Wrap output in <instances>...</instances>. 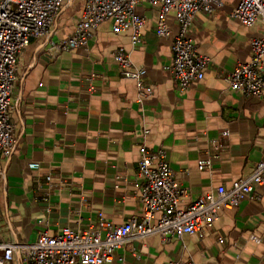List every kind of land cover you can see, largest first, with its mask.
Here are the masks:
<instances>
[{
	"label": "crops",
	"instance_id": "obj_1",
	"mask_svg": "<svg viewBox=\"0 0 264 264\" xmlns=\"http://www.w3.org/2000/svg\"><path fill=\"white\" fill-rule=\"evenodd\" d=\"M222 1L195 17L190 37L211 63L202 81L180 91L170 72L174 16L172 35L159 38L158 12L144 3L137 10L147 19L139 47L132 48L130 31L115 35L106 21L88 47L58 53L50 45L74 33L84 5L65 0L48 34L19 56L10 111L15 146L8 157L0 152V244H32L44 231L87 230L100 216L114 225L143 220L140 144L166 151L187 192L184 205L230 188L264 161V97L233 92L225 80L250 62L251 40L264 37V25H242L232 17L241 0ZM120 47L147 72L153 95L144 101L115 61ZM200 162L211 168L199 170ZM219 217L204 238L151 236L116 251L109 264H264V186ZM10 264L28 263L16 254Z\"/></svg>",
	"mask_w": 264,
	"mask_h": 264
},
{
	"label": "built area",
	"instance_id": "obj_2",
	"mask_svg": "<svg viewBox=\"0 0 264 264\" xmlns=\"http://www.w3.org/2000/svg\"><path fill=\"white\" fill-rule=\"evenodd\" d=\"M64 2L0 0V152L7 157L15 146L10 111L19 56L31 40L48 34ZM144 3L158 12L156 34L159 38L172 35L168 20L170 16L176 19L178 30L171 46L170 72L179 90L185 91L202 81L211 60L200 54L190 30L198 13H213L223 6L222 0H84L74 33L59 43H52L49 50L61 53L88 47L94 32L106 21L113 22L115 35L130 31L132 48H137L143 42L147 26V19L137 12ZM232 17L246 27L264 25V0H241ZM114 57L122 76L137 83L139 100L151 97L153 89L144 81L146 70L135 67L124 47L118 48ZM225 80L233 92L252 98L264 97V37L251 40L250 62L239 64ZM93 81V76L88 79L91 88ZM148 134V130L144 132ZM138 147V176L144 180L138 193L145 214L143 220L132 218L122 225H114L100 216L98 225L87 230L65 228L58 235L44 231L32 244L4 242L0 244L3 251L0 264H10L16 254L28 264H109L116 251L151 236H160L164 242L186 235L204 238L223 209L237 208L256 187L264 186V161H261L249 176L236 180L230 188L220 186L200 200L184 205L187 192L176 181L166 151H154L145 144ZM210 168L207 162L199 164V170ZM52 181V176H48L51 188ZM252 240L260 242L256 236ZM219 243L223 244L224 240L219 239Z\"/></svg>",
	"mask_w": 264,
	"mask_h": 264
}]
</instances>
